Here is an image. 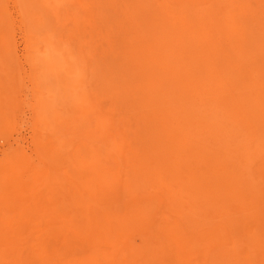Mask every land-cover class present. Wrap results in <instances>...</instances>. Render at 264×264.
<instances>
[{"label":"rangeland","instance_id":"obj_1","mask_svg":"<svg viewBox=\"0 0 264 264\" xmlns=\"http://www.w3.org/2000/svg\"><path fill=\"white\" fill-rule=\"evenodd\" d=\"M138 8L141 9L139 10ZM147 14H149V16H147ZM179 18L181 19L179 20ZM168 20L171 23L168 22ZM150 22H152V24ZM165 22L167 25L165 24ZM162 25H164V27ZM173 26H176V28L174 27V30H172ZM157 30H159V34L158 32H156ZM183 33L184 35H182ZM156 34L158 35L156 36ZM160 35L161 38L158 37ZM166 35H168L170 38ZM180 35L182 38H180ZM162 39H164L165 44H162ZM180 40L182 41V43ZM147 42L150 46L145 45L147 44ZM142 43H144V45ZM263 44L264 0H0V236L5 235L4 238L0 237V244H2L0 246H2L3 248L6 246L7 248H5L8 250L9 247L13 246L11 241H14L15 246L17 247H13V249L15 248L20 250L22 247L20 251L16 250V252L21 256V259L19 258V261L18 259L14 260V257L18 256V254H11L15 251H11L10 253L8 252V254H2V247H0V255H4V257L6 255L9 256H6L7 258L5 257L8 262L9 260L13 262H10L9 264H38L37 260L39 261V264H50L51 262V264H59L60 262L61 264H103V262L104 264H139V262L140 264H172V262L174 264H264V132L261 131H264ZM163 45H165V48ZM175 46H177L178 52H176L177 50ZM171 47L174 49H172ZM215 47L218 48L216 49ZM158 49L161 51V53L158 51ZM183 49H185V51H183ZM231 50L234 54L231 53ZM154 51H156L157 53ZM165 51L175 53L170 54L169 52H167V54L165 55ZM250 51L251 53H249ZM158 52L162 55H160ZM156 54L158 55V57H156ZM133 55H135V57ZM147 55L149 56V58L152 57V59H150L152 61L148 59ZM159 57L164 59L163 60L160 58L161 61L163 60L164 65V62H166L167 59L169 61L170 59H172V57H175V59L177 58L176 62L178 63V65H175L176 62L174 59V64H172V61L170 60L171 62H167L164 67L163 64H160ZM244 58L248 59L249 61L246 59L244 60ZM135 59L141 60L143 61V63L141 62L139 64V61H136ZM180 61L183 62L181 63ZM150 62H152V64ZM184 62L185 64H183ZM169 63H171L172 66H170L171 64ZM144 64L146 65V68L144 67ZM154 64L156 65L154 66L155 68L153 67ZM167 65V70L171 71V74L169 72H166L165 70L161 69V71L159 69V67H164L163 69H166ZM174 65H182V67L179 66L178 70H176L177 68L174 67ZM170 67H172L173 69L169 70ZM140 68H142L143 70ZM147 68L151 69L148 70ZM179 68L182 70H180ZM187 68H191L190 71ZM157 70H159V72ZM187 70L190 72V74ZM112 71L115 74L112 73ZM151 71H155L153 75ZM163 71L165 73L161 75ZM177 71L180 72L182 76H180V74H176L178 73ZM120 72L122 73V75ZM156 72H158L159 74H157ZM182 72L184 75L185 73H188V75L186 76H188L189 79L191 77L193 78L192 83V78L189 80V82L188 78L184 76ZM211 72L212 74H210ZM167 73L171 76H168ZM149 74L152 77L151 79H148ZM175 75L178 76V78L176 77V80L173 79L175 78ZM155 77L159 78L162 81ZM166 77L168 78L166 79ZM194 78L197 80H195ZM146 80H150L151 84L149 83L150 81ZM153 80H155L156 82L154 81V83ZM157 80L160 81L161 84ZM163 80H167L165 81L167 82V84ZM152 82L156 85L157 89H161L164 87L163 89L168 90V88L170 87L169 89L171 90L172 87V89L177 88L176 91L178 90V92L176 93L175 90H171L173 92L169 90V92H167L164 90L166 92L165 93L163 89H161V92H164L163 94L166 95H164V98H167H163V101L167 100L163 103L161 98L163 94L159 96V91L156 92L153 90L156 87ZM185 83L187 85H185ZM152 84L154 86H152ZM195 84L197 88L194 86ZM183 85H185L186 87ZM223 85L225 89L223 88ZM148 88H150V90L152 89L151 91L155 93L151 94V91H148ZM131 90L133 92H131ZM139 91H143V93H140ZM202 91L205 93H203ZM221 92H223L222 95L220 94ZM224 92H226L225 94L227 95H225ZM175 93L177 95V98L174 97L176 96ZM189 93L190 95H187ZM193 94L195 96L197 94L198 95L197 97H195L192 96ZM180 95L183 98H181ZM136 96H138L139 98L142 97L140 98L141 102H137V105H135L138 99ZM152 96L153 98L157 97V99L155 98L157 102L155 101V99H153L154 102L150 101V99L152 100ZM227 96L232 97L233 99L230 98L228 101ZM168 97L172 98L170 99ZM90 99H92L93 101ZM140 99L138 101H140ZM188 99L190 102L188 101ZM222 99H224V101ZM177 100L181 103L188 102V104H182V108L183 110H185V112H180L182 108H177L178 104H176L175 102ZM133 101L135 102L133 103ZM142 101H144V103H142ZM170 101L171 104L169 103ZM173 101L175 102V107H173L172 105L174 103ZM95 102H97L98 104ZM145 103L149 105H145ZM162 103H166L165 106H168L169 108H166L164 105L162 106ZM181 103H179L180 105L178 106H181ZM223 103H225L224 106ZM150 104H152V106ZM251 104L253 105V107ZM170 105H172L171 108ZM220 105L224 108L222 109ZM225 105H227V107ZM153 106H155V108H153ZM161 106L167 110L163 111V108L161 110ZM150 108H152L153 111ZM172 108L176 109L172 111ZM185 108L189 110L187 111ZM103 109L105 110L103 111ZM252 109L255 113L252 112ZM84 110H86L87 113ZM157 110L161 112L163 111V114L164 112L165 114H167V117L165 116V120L163 119L164 115H159V112ZM194 110H196V113H193L194 117H197L196 115H198L196 121H194L195 119L192 120L193 118L188 119L192 116L190 112H195ZM197 110L199 113L202 111V113L199 114ZM186 111L191 116H186L188 115ZM234 111L238 112L234 113ZM256 111H258L259 115ZM149 112H151V118L149 117ZM153 112L158 113L155 115ZM92 113H94V116L92 115ZM230 113L231 115L235 116V119L233 116V118L230 117ZM252 113L257 115H254V117H252ZM155 116L157 117L156 119H154ZM174 116L176 117V119H178L177 121L176 119H174ZM242 116L243 123L241 121ZM146 117L154 120H150V123L149 119H147ZM261 117L263 118L261 119ZM161 119L162 124L160 121ZM260 119L261 121L263 120V124L261 121H259ZM145 120H147L146 124ZM173 120L176 121L177 124L181 123L182 128H177V124L176 127H174L175 125L173 126L172 124ZM253 120L256 121V123L253 122ZM192 121L195 122V124L193 122L194 125L192 124L193 130L191 129L194 132V135L190 130ZM199 121H205L207 127L205 128L204 123ZM238 121L241 125L238 124ZM156 123L159 124V127H162L161 129L158 127L160 130L166 128V131L168 130L167 127L170 126L175 129L170 127L169 133H166V135H164L165 132L158 130L160 132L158 134L154 126ZM186 123H190V125H188V128L186 126ZM83 124L84 126H82ZM158 124L156 125V128ZM100 125H103L104 127ZM181 125H179V127H181ZM201 125H203L204 127H202ZM199 126L200 128L202 127L206 130L203 131V129H201L200 131L202 133L197 132ZM237 126H239L240 129ZM254 126L257 129H255ZM259 126H261V128ZM67 127L69 129H67ZM82 127H84V129ZM151 127H154V131H156L155 133L153 132V135L156 136L158 140H162L164 143L169 141L168 138L171 139L170 134H172L173 136V133L177 132V135H174L177 136V138H175V140L173 138L176 143H174L172 139L170 140L171 142H168L169 144L173 143L174 148H171V152H169L171 146L169 147L168 144L169 148H167L166 145L164 147L162 141L161 144L159 143L160 141L156 143V145H159L160 147H157L154 144L156 148H161L162 150L156 151V148L153 149V144V148L149 150V148L151 147L147 145L149 143L148 140L154 139L153 135V137L149 139V137H151V135L149 134L152 133V131L149 132L147 130H150L149 128ZM183 127L184 131L186 130V134L184 133V131H182ZM243 127L245 129H243ZM139 128L141 130H139ZM247 128H249V131H251L252 133L247 131ZM126 129H128V131ZM187 129L192 133L189 131V133L191 134H188ZM86 131L88 134L86 133ZM171 131L173 133H170ZM181 131L182 133H180ZM259 131L261 134L258 133ZM132 132H134V134ZM253 132L255 134H253ZM85 133L87 134L86 136ZM243 133L249 134L245 135ZM140 134H145L142 135L143 137H145L143 138L144 140L142 139V136ZM167 134L169 137L165 139L164 137L167 136ZM250 134L252 136L255 135L256 137L258 136L259 138L257 137L258 139H253ZM62 135H64V137ZM146 135L149 136H147L148 139L146 138ZM178 135L181 139L184 140H181ZM181 135L184 138H182ZM191 135H193L194 138H192L193 136L191 137ZM246 136L248 137L246 138ZM196 137L199 140L196 139ZM260 137L263 141H261ZM94 138H96L97 141H95ZM129 138L132 141L129 140ZM138 138H140L141 140ZM86 139L88 140L86 141ZM103 139L105 142H102ZM137 139L141 142L139 143ZM164 139L167 141H165ZM176 140H178V143L180 142L181 144H178ZM181 141H183L184 145ZM53 142H55L56 144ZM188 142L192 145V147L190 145L191 148L196 149L193 150L195 153L193 157H191L193 159H188L191 155H189L190 152L188 151V149H190ZM139 145L141 147H144L140 148ZM186 145H188V147ZM181 146H184L182 147L184 151H182V153L179 150V148L181 149ZM225 146L228 149L225 148ZM137 147L140 148L139 150H141V152L139 150H136ZM145 147L148 148V150H146L147 153L149 151L151 153L153 152V155L150 154L151 157L155 155V152H158L157 155L159 154L161 158L159 157V155H155L153 157L154 160L157 161L156 163L158 166H156V163H154L155 161L151 157H149L151 158L150 160L149 158L147 159L146 156H148L149 153L148 155L145 154ZM175 147L180 153L179 156L182 157L181 159L180 157L177 158V164L175 163L176 157H171V155L175 156L174 154L178 152ZM185 147L187 149H185ZM68 149L70 150L68 151ZM172 149H174L175 152L174 154H169V159L168 156L165 155H167L168 153H173L174 150ZM134 150L136 156L132 155ZM166 150L169 151L166 152ZM225 150L226 152H224ZM138 151L140 154H138ZM142 151L146 156L143 155ZM159 151H161V153H159ZM185 151H187V154H185ZM202 153H204L205 155L211 154L212 159L210 160L211 155L204 157L205 155L203 154L204 156L202 157ZM184 154L189 156L183 157ZM177 155L178 153L176 154V156ZM200 155L202 158H204V167L201 165L202 158L201 161L200 159L198 160V157ZM224 155H226L227 157L225 156V158ZM214 156H216L217 160L221 159V161H217L216 159H214ZM218 156H220V158H218ZM106 157H108V159ZM138 157H140V161ZM142 157L147 159V161ZM155 157H158L162 160L156 159ZM207 157H210L209 160L207 159ZM183 158H187L188 160H183ZM229 158L232 159V162H227L229 161ZM163 159H166V162H170L172 160L173 162H171L173 164L168 162V166ZM179 159L183 161V164ZM196 159L198 160V162L196 161ZM226 159L227 161H225ZM141 160L142 163L147 162L144 164V167H142L143 170L139 167L140 165L143 166ZM205 160L212 162L216 160L215 162L217 165L215 164V162L211 163L214 164V166H220V168L217 170L224 168L223 170L219 171V174L222 173V178L217 173V175H219L218 182V179H216L217 175H213V172H217L216 168L218 167H213L212 164L206 162ZM139 162L140 165L138 164ZM161 162L163 163V166L167 165V167L169 168H166V166H164V168L162 169L161 167L163 166L161 165ZM192 162L194 164H192ZM225 162L230 163V165H227V163ZM134 163H136V165ZM184 163L186 166H184ZM147 164L148 167H146ZM208 164H210L212 166V169H214L215 171L212 169H208L207 171L206 169L210 168V165ZM134 165L135 167L137 166V170H134ZM170 165L173 166H171L170 168ZM177 165H179L180 167H178ZM225 165L227 166V168L229 167L230 170H227ZM205 166L207 167L205 168ZM158 167L163 171L160 172V169H158ZM185 167H187L189 170ZM194 167H196V169L192 171V168ZM165 168L166 170H164ZM155 169H158V172ZM202 169L205 170L206 173L211 170L210 172L213 173L212 177L214 178H210L211 173H203L205 171H203ZM239 170L240 172L244 173V176L241 173L239 174ZM147 171L148 173H146ZM154 171H156V173ZM171 171H173V174L171 173ZM226 171L233 172V174L237 177V181H234L236 180V178L234 179V177H232V179L229 178L228 176L231 172L227 173ZM128 173H135V175L137 176H135L134 174L129 175ZM153 173H155V176H153ZM226 173L227 177H224L226 176ZM160 174L162 178L160 177ZM87 175L91 178V180L90 178L87 179ZM168 175L171 178L174 177V179H170ZM198 177L200 179H198ZM240 177L241 179L238 180ZM242 177L244 183L242 182ZM251 177L252 181H254V185L250 183L252 181L248 179H251ZM226 178L228 180H231L226 181ZM245 178L249 181L248 185L245 183ZM221 179L227 182V185ZM80 181L86 183L84 184L83 182H81V184ZM160 181H164L163 184L160 183ZM231 181H233L232 184L229 183ZM87 182H91L92 184L88 183V187ZM140 183L144 185V189ZM192 183L194 184L192 185ZM206 183L210 186V188H212V192ZM212 184L216 187H211ZM224 184L227 187L230 186L229 189L231 191L234 190L232 191L233 195L230 194L231 191L229 190L230 195L228 194V196H231V199L226 196L228 192L227 187H225ZM152 185L154 187H152ZM246 185H250V189L249 187H246ZM90 186L92 191L87 190L90 188ZM234 186H236L238 190ZM148 187L151 189H148ZM253 187H255V189ZM76 188L78 191L76 190ZM234 188L236 189V191ZM246 188H248L250 191L248 190V192H246ZM223 189L227 193H225ZM173 190H175V192ZM87 191L90 192L88 193ZM237 191H239L240 195ZM223 192L225 193V195ZM243 192L246 193L248 198ZM196 193H200L199 196L201 197H199ZM217 193L222 197L220 198L218 196L216 198L215 196H217ZM251 193L254 194L249 197L248 194ZM192 194H194L195 196L193 197ZM237 195H239L240 198H237ZM57 196L59 198H57ZM90 196L92 198H89ZM205 196H207L208 198H206ZM192 198H195L197 201L195 200L194 202ZM211 198H214L215 200ZM225 198H229L230 201L226 200ZM242 198L245 199L243 200ZM179 199H181L182 201ZM232 199L237 200L239 204L237 205L236 203L235 206L231 207L230 205H233L236 202H233L234 200L231 201ZM239 199H241L242 201H239ZM252 199L255 201L252 202ZM176 200L178 203L176 202ZM223 200L226 201L223 202ZM244 201H249V204ZM230 202L233 204H231ZM226 203H229V205H226ZM220 205L224 208H221ZM196 206L198 207L197 209ZM211 206L212 209L208 208ZM242 206H245L247 208L245 209L244 207L246 212H243L244 209L242 208ZM199 207L201 208V210ZM217 207L220 208H218L219 211L221 209H226L225 211L221 210V212L217 210L219 213H222V217H220V214L216 211L215 212L218 213V217H215L216 213H214L213 210H216ZM198 209L200 213L198 212ZM193 211L194 213H192ZM87 212L89 213L88 220L86 218ZM261 212L263 214H261ZM225 213H229L230 216H226ZM233 214L236 215L233 217ZM253 214L256 216V218L253 217ZM78 215L81 217H79ZM237 215L239 221L236 217ZM241 215L242 217L244 216V219L240 218ZM74 218L76 219L74 220ZM187 218L189 220H187ZM223 218L224 220L227 219L228 222L234 218L236 221L233 220L232 225L236 223L235 227L233 228L234 225H230V222L228 223L226 222V220L224 221ZM50 219L53 221H50ZM240 220H242L241 226ZM245 220H248L249 222ZM45 221H47V223ZM84 221L88 222H85L84 224ZM200 222L202 230H200L201 226L199 227ZM243 222L248 223L243 224ZM260 226L262 227L259 231L258 229L260 228ZM73 227L76 229H73ZM82 228L85 229L83 230ZM244 228H246V230ZM82 230L83 234L81 232ZM7 231L10 232L6 235ZM54 232L56 234H53ZM9 234L12 235V237ZM83 235L86 238V242L84 241ZM85 235H88L89 239ZM25 236L27 237L25 238ZM7 237L9 238L5 240V238ZM52 237L54 240L52 239ZM253 239L254 241H256L257 239L260 241L253 242ZM27 240H29V242ZM96 240L99 242L98 246L95 245ZM3 241L6 245L3 243ZM45 241L49 245L46 244ZM35 242L37 246H34ZM84 242L87 243V246ZM251 242L252 244H250ZM16 243H18L19 246ZM42 244H45L46 247L45 245H43L42 247ZM26 245L28 248L26 247ZM33 247H37L38 249L35 248V250ZM133 247H136V249H140H138L136 252V249H133ZM5 248L3 249L4 251L6 250ZM25 248L29 250H26ZM42 248L43 252L47 250L45 252L46 255L45 253H40ZM59 248L62 251H60ZM83 248L85 251L82 250ZM79 249L82 251H80ZM114 249H116V251H114ZM148 249H152L151 252L154 253H151L150 251H148ZM131 250L138 253V255L136 253L133 254ZM141 250H144V252H148H145V254H143ZM27 252H29L30 254ZM96 252H99L102 257L98 253L97 255ZM166 252L168 255L165 257ZM105 253L107 254L105 255ZM148 253L150 254V256L146 257L150 259L144 257L145 255H148ZM28 254L30 257L28 256ZM39 254H41V257L36 256ZM47 254L49 256H47ZM151 254H155V256H152ZM156 254L159 258H161L159 259L158 257H156ZM107 255L110 256V258H108ZM114 255H116L117 257L115 256L114 258ZM131 255L133 256V258ZM33 256L35 257V259H33ZM1 258L2 257H0V259ZM46 258L48 259L46 260ZM136 258H138V260ZM2 259L4 260V262L2 261L4 264H8L7 262L5 263L6 259ZM132 259L136 260H134L133 262ZM22 260L24 263L20 262ZM33 260H35L36 262ZM85 260H87L88 263L83 262ZM149 260L152 262H150Z\"/></svg>","mask_w":264,"mask_h":264},{"label":"bare ground","instance_id":"obj_2","mask_svg":"<svg viewBox=\"0 0 264 264\" xmlns=\"http://www.w3.org/2000/svg\"><path fill=\"white\" fill-rule=\"evenodd\" d=\"M110 1H111V0H110ZM142 1H143V0H142ZM151 1H152V0H151ZM54 2H55V1H54ZM145 2H146V1H145ZM233 2H234V1H233ZM245 2H246V1H245ZM138 3H139V2H138ZM148 3H149V2H148ZM164 3H165V2H164ZM140 4H141V3H140ZM245 4H247V3H245ZM104 5H105V4H104ZM136 5H137V4H136ZM146 5H147V4H146ZM163 5H164V4H163ZM234 5H235V3H234ZM148 6H149V5H148ZM257 6H258V5H257ZM111 7H112V6H111ZM235 7H236V6H235ZM144 8H145V7H144ZM157 8H158V7H157ZM162 8H163V7H162ZM138 9H139V8H138ZM140 9H141V8H140ZM140 9H139V10H140ZM122 10H123V9H122ZM157 10H158V9H157ZM240 10H241V9H240ZM110 11H111V10H110ZM143 11H144V10H143ZM154 11H155V10H154ZM164 11H165V10H164ZM102 12H103V11H102ZM152 12H153V11H152ZM105 13H106V12H105ZM112 13H113V12H112ZM116 13H117V12H116ZM164 13H165V12H164ZM255 13H256V12H255ZM107 14H108V13H107ZM155 14H157V13H155ZM160 14H161V13H160ZM241 14H242V13H241ZM246 14H247V13H246ZM251 14H253V13H251ZM112 15H113V14H112ZM115 16H116V15H115ZM147 16H149V14H147ZM117 17H118V16H117ZM150 17H151V16H150ZM157 17H158V16H157ZM192 17H193V16H192ZM144 18H145V17H144ZM70 19H71V18H70ZM140 19H141V18H140ZM157 19H158V18H157ZM162 19H163V18H162ZM180 19H181V18H179V20H180ZM218 19H219V18H218ZM43 20H44V19H43ZM159 20H160V19H159ZM231 20H232V19H231ZM112 21H113V20H112ZM141 21H142V20H141ZM145 21H147V20H145ZM157 21H158V20H157ZM164 21H165V20H164ZM176 21H177V20H176ZM102 22H103V21H102ZM159 22H160V21H159ZM168 22H170V21L168 20ZM180 22H181V21H180ZM258 22H259V21H258ZM138 23H139V22H138ZM150 23L152 24V22H150ZM150 23H149V24H150ZM170 23H171V22H170ZM115 24H116V23H115ZM165 24H166V22H165ZM172 24H173V23H172ZM210 24H211V23H210ZM224 24H226V23H224ZM110 25H111V24H110ZM166 25H167V24H166ZM177 25H178V24H177ZM63 26H64V25H63ZM147 26H148V25H147ZM151 26H152V25H151ZM162 26L164 27V25H162ZM182 26H184V25H182ZM199 26H200V25H199ZM260 26H261V25H260ZM152 27H153V26H152ZM169 27H170V25H169ZM171 27H172V26H171ZM174 27L176 28V26H173L172 30H174ZM188 27H189V26H188ZM206 27H207V26H206ZM153 28H154V27H153ZM159 28H160V27H159ZM234 28H235V27H234ZM256 28H257V27H256ZM112 29H113V28H112ZM147 29H148V28H147ZM160 29H161V28H160ZM162 29H163V28H162ZM168 29H169V28H168ZM216 29H217V28H216ZM219 29H220V28H219ZM224 29H225V28H224ZM165 30H166V29H165ZM175 30H176V29H175ZM179 30H180V29H179ZM190 30H191V29H190ZM207 30H208V29H207ZM241 30H242V29H241ZM109 31H110V30H109ZM184 31H185V30H184ZM146 32H147V30H146ZM156 32H158V34L160 33L159 30H157ZM156 32H155V33H156ZM168 32H169V30H168ZM168 32H167V33H168ZM207 32H208V31H207ZM224 32H225V31H224ZM246 32H247V31H246ZM137 33H138V32H137ZM155 33H154V34H155ZM164 33H166V32H164ZM171 33H172V32H171ZM184 33H185V32H184ZM184 33H183L182 35H184ZM212 33H213V32H212ZM232 33H233V32H232ZM251 33H252V31H251ZM158 34H156V36H157ZM217 34H218V33H217ZM254 34H255V33H254ZM169 35H170V33H169ZM171 35H172V34H171ZM224 35H225V34H224ZM250 35H251V34H250ZM166 36H168V35H166ZM175 36H176V35H175ZM185 36H186V35H185ZM235 36H236V35H235ZM158 37L161 38V35L158 36ZM168 37H169V36H168ZM222 37H223V36H222ZM225 37H226V36H225ZM258 37H259V35H258ZM262 37H263V36H262ZM169 38H170V37H169ZM180 38H182L181 35H180ZM188 38H189V37H188ZM212 38H213V37H212ZM238 38H239V37H238ZM253 38H254V37H253ZM134 39H137V38H134ZM146 39H147V38H146ZM152 39H153V38H152ZM158 39H159V38H158ZM175 39H176V37H175ZM147 40H148V39H147ZM150 40H151V39H150ZM162 40H163V43H162V44H165V43H164V39H162ZM254 40H255V39H254ZM258 40H259V39H258ZM121 41H122V40H121ZM154 41H155V40H154ZM154 41H152V42H154ZM158 41H159V40H158ZM180 41H181V40H180ZM231 41H232V40H231ZM145 42H146V41H145ZM200 42H201V41H200ZM234 42H235V41H234ZM247 42H248V41H247ZM250 42H252V41H250ZM111 43H112V42H111ZM166 43H167V42H166ZM168 43H169V42H168ZM181 43H182V41H181ZM181 43H180V44H181ZM186 43H187V42H186ZM190 43H191V42H190ZM201 43H202V42H201ZM208 43H210V42H208ZM211 43H212V42H211ZM242 43H243V42H242ZM134 44H135V43H134ZM142 44L144 45V43H142ZM178 44H179V42H178ZM203 44H204V43H203ZM217 44H218V43H217ZM121 45H122V44H121ZM145 45L147 46V45H148V42H147V44H145ZM151 45H153V44H151ZM167 45H168V44H167ZM167 45H166V46H167ZM187 45H188V44H187ZM191 45H192V44H191ZM204 45H205V44H204ZM204 45H203V46H204ZM207 45H208V44H207ZM211 45H212V44H211ZM263 45H264V44H263ZM125 46H126V45H125ZM146 46H145V47H146ZM148 46H150V45H148ZM159 46H160V45H159ZM163 46H164V48H165V45H163ZM170 46H171V45H170ZM185 46H186V45H185ZM195 46H196V45H195ZM200 46H201V45H200ZM229 46H230V45H229ZM244 46H245V45H244ZM252 46H253V44H252ZM128 47H129V46H128ZM143 47H144V46H143ZM151 47H152V46H151ZM151 47H150V48H151ZM173 47H174V46H173ZM175 47H176V50H177V51H176V50H175V51L178 52V48H177V46H175ZM225 47H226V46H225ZM237 47H238V46H237ZM3 48H4V47H3ZM120 48H121V47H120ZM147 48H148V47H147ZM169 48H170V47H169ZM171 48H172V47H171ZM179 48H180V47H179ZM182 48H183V46H182ZM215 48H216V47H215ZM217 48H218V47H217ZM217 48H216V49H217ZM239 48H240V47H239ZM249 48H250V47H249ZM253 48H254V46H253ZM6 49H7V48H6ZM121 49H122V48H121ZM124 49H125V48H124ZM159 49H160V47H159ZM159 49H158V51L161 53V51H160ZM161 49H162V48H161ZM167 49H168V47H167ZM172 49H174V48H172ZM180 49H181V48H180ZM189 49H190V48H189ZM194 49H195V48H194ZM200 49H201V48H200ZM226 49H227V48H226ZM232 49H233V48H232ZM234 49H235V48H234ZM255 49H256V48H255ZM117 50H118V49H117ZM134 50H135V49H134ZM151 50H152V49H151ZM153 50H154V48H153ZM153 50H152V51H153ZM155 50H157V49H155ZM163 50H164V49H163ZM246 50H247V49H246ZM249 50H251V49H249ZM65 51H66V50H65ZM111 51H112V50H111ZM173 51H174V50H173ZM183 51H185V49H183ZM201 51H202V50H201ZM212 51H213V50H212ZM216 51H217V50H216ZM219 51H220V50H219ZM112 52H113V51H112ZM115 52H117V51H115ZM118 52H119V51H118ZM129 52H130V51H129ZM154 52H156V51H154ZM159 52H158V53H159ZM163 52H164V51H163ZM165 52H166V51H165ZM167 52H169V51H167ZM167 52L165 53V55L167 54ZM193 52H194V51H193ZM199 52H200V51H199ZM224 52H225V51H224ZM239 52H240V51H239ZM255 52H256V51H255ZM50 53H51V52H50ZM150 53H151V52H150ZM156 53H157V52H156ZM160 53H159V54H160ZM169 53H170V52H169ZM171 53L173 54V53H175V52H171ZM171 53H170V54H171ZM191 53H192V52H191ZM208 53H209V52H208ZM214 53H215V52H214ZM218 53H219V52H218ZM231 53H232V50H231ZM236 53H237V52H236ZM249 53H251V51H250ZM48 54H49V53H48ZM92 54H93V53H92ZM115 54H116V53H115ZM118 54H119V53H118ZM136 54H139V53H136ZM153 54H154V53H153ZM170 54H169V55H170ZM178 54H179V53H178ZM182 54H183V53H182ZM212 54H213V53H212ZM225 54H226V53H225ZM232 54H234V53H232ZM13 55H14V54H13ZM96 55H97V54H96ZM96 55H95V56H96ZM108 55H109V54H108ZM108 55H107V56H108ZM141 55H143V54H141ZM144 55H145V54H144ZM156 55H157V54H156ZM156 55H155V56H156ZM160 55H162V54H160ZM185 55H186V54H185ZM198 55H199V54H198ZM249 55H250V54H249ZM107 56H106V57H107ZM120 56H121V55H120ZM133 56L135 57V55H133ZM147 56H148V55H147ZM150 56H151V55H150ZM163 56H164V55H163ZM170 56H171V55H170ZM196 56H197V55H196ZM228 56H229V55H228ZM121 57H122V56H121ZM136 57H137V56H136ZM144 57H145V56H144ZM156 57H158V55H157ZM176 57H177V56H176ZM178 57H179V56H178ZM185 57H186V56H185ZM192 57H193V56H192ZM243 57H244V56H243ZM45 58H46V57H45ZM92 58H93V57H92ZM146 58H147V57H146ZM146 58H145V59H146ZM160 58H161V57H159V59H160ZM193 58H194V57H193ZM200 58H201V57H200ZM229 58H231V57H229ZM97 59H98V58H97ZM110 59H111V58H110ZM118 59H119V58H118ZM121 59H122V58H121ZM137 59H138V58H137ZM148 59L150 60V59H152V57L149 58V56H148ZM161 59H163V58H161ZM161 59H160V64H163V60H164V59H163L162 61H161ZM166 59H167V58H166ZM166 59H165V61H166ZM174 59H175V57H172V59H170V60L172 61V64H174V63L177 61V58H176V59H175V62L173 63V60H174ZM180 59H181V58H180ZM184 59H186V58H184ZM245 59H246V58H244V60H245ZM48 60H49V59H48ZM94 60H95V59H94ZM135 60H136V59H135ZM143 60H144V59H143ZM146 60H147V59H146ZM170 60H169V61H170ZM198 60H200V59H198ZM246 60H248V59H246ZM103 61H104V60H103ZM118 61H119V60H118ZM136 61H139V64H140L141 62L143 63V61H141V60H136ZM150 61H152V60H150ZM169 61H168V59H167V61L164 62L165 65H166V63L169 62ZM171 61H170V62H171ZM184 61H185V60H184ZM186 61H187V60H186ZM248 61H249V60H248ZM251 61H252V60H251ZM262 61H263V60H262ZM153 62H154V61H153ZM157 62H158V61H157ZM180 62H181V61H180ZM182 62H183V61H182ZM182 62H181V63H182ZM188 62H189V61H188ZM208 62H209V61H208ZM216 62H217V61H216ZM236 62H237V61H236ZM236 62H235V63H236ZM125 63H126V62H125ZM133 63H134V62H133ZM144 63H145V62H144ZM150 63L152 64V62H150ZM254 63H255V62H254ZM105 64H106V63H105ZM131 64H132V63H131ZM169 64H171V63H169ZM172 64H171L170 66H172ZM183 64H185V62H184ZM204 64H205V63H204ZM250 64H251V63H250ZM144 65H145V64H144ZM165 65L163 64L164 67H165ZM175 65H178V63L176 62ZM175 65H174V67H176V68H177L176 70H178V67H179L180 65H179V66H175ZM189 65H190V64H189ZM232 65H233V64H232ZM236 65H237V64H236ZM110 66H111V65H110ZM133 66H134V65H133ZM150 66H152V65H150ZM154 66H156V65L154 64L153 67H154ZM187 66H188V65H187ZM219 66H220V65H219ZM221 66H222V65H221ZM226 66H227V65H226ZM251 66H252V65H251ZM62 67H63V66H62ZM66 67H67V66H66ZM105 67H106V66H105ZM144 67L146 68V65H145ZM157 67H158V65H157ZM157 67H156V68H157ZM164 67H163V68H164ZM167 67H168V65L166 66V69H163V68H160V67H159V69H160V70H161V69H162V70H165L166 72H169V73H170L171 71H168V70H167ZM180 67H182V65H181ZM184 67H185V66H184ZM189 67H190V66H189ZM209 67H210V66H209ZM209 67H208V68H209ZM235 67H236V66H235ZM238 67H239V66H238ZM72 68H73V67H72ZM118 68H119V67H118ZM135 68H136V67H135ZM154 68H155V67H154ZM154 68H153V69H154ZM170 68H171V69H170ZM170 68H169V70H172V69H173L172 67H170ZM224 68H225V67H224ZM256 68H257V66H256ZM109 69H110V68H109ZM119 69H120V68H119ZM128 69H129V68H128ZM140 69H142V68H140ZM147 69H148V68H147ZM149 69H151V68H149ZM149 69H148V70H149ZM179 69H180V68H179ZM187 69L190 71L191 68H187ZM142 70H143V69H142ZM162 70H161V71H162ZM180 70H182V69H180ZM180 70H179V71H180ZM188 70H187V71H188ZM115 71H116V69H115ZM122 71H123V70H122ZM138 71H139V70H138ZM157 71L159 72V70H157ZM161 71H160V72H161ZM189 71H188V72H189ZM203 71H204V70H203ZM206 71H207V70H206ZM243 71H244V69H243ZM257 71H258V70H257ZM74 72H75V71H74ZM151 72H152V75H153V73H154L155 71H151ZM158 72H156V73L159 74ZM177 72H178V71H177ZM214 72H215V71H214ZM214 72H213V73H214ZM259 72H260V70H259ZM261 72H262V71H261ZM112 73H114V72L112 71ZM120 73H121V72H120ZM146 73H147V72H146ZM164 73H165V72L163 71V72L161 73V75L164 74ZM173 73H174V71H173ZM197 73H199V72H197ZM207 73H208V72H207ZM72 74H73V73H72ZM114 74H115V73H114ZM125 74H126V73H125ZM128 74H129V73H128ZM170 74H171V73H170ZM170 74H169V75H170ZM176 74H178V75L180 74V76H182L180 72H178V73H176ZM182 74H183V72H182ZM189 74H190V72H189ZM210 74H212V72H211ZM216 74H218V73H216ZM221 74H222V73H221ZM111 75H112V74H111ZM118 75H119V74H118ZM121 75H122V73H121ZM167 75H168V73H167ZM169 75H168V76H169ZM183 75H184V74H183ZM186 75H188V73H187V74L185 73L184 76H186ZM114 76H115V75H114ZM145 76H146V75H145ZM145 76H143V77H145ZM157 76H159V75H157ZM170 76H171V75H170ZM173 76H174V74H173ZM173 76H172V77H173ZM180 76H179V78H180ZM199 76H200V74H199ZM209 76H210V75H209ZM213 76H214V75H213ZM213 76H212V77H213ZM74 77H76V76H74ZM116 77H117V76H116ZM133 77H134V76H133ZM149 77H150V78H149ZM161 77H162V76H161ZM163 77H164V76H163ZM176 77L178 78V76L175 75V78H173V79L176 80ZM186 77L188 78V76H186ZM195 77H196V76H195ZM214 77H215V76H214ZM78 78H79V77H78ZM151 78H152V77H151L150 74H149V75H148V79H151ZM155 78H157V77H155ZM167 78H168V77H166V79H167ZM182 78H183V77H182ZM191 78H192V77H191ZM191 78H190V79H191ZM216 78H217V77H216ZM216 78H215V80H216ZM224 78H225V77H224ZM100 79H101V78H100ZM143 79H144V78H143ZM153 79H154V78H153ZM157 79H159V78H157ZM163 79H164V78H163ZM184 79H185V78H184ZM184 79H183V80H184ZM190 79L188 78V81H189ZM194 79H195V78H194ZM235 79H238V78H235ZM76 80H77V79H76ZM78 80H79V79H78ZM159 80H160V79H159ZM169 80H170V79H169ZM171 80H172V79H171ZM179 80H180V79H179ZM195 80H197V79H195ZM215 80H214V81H215ZM222 80H223V79H222ZM240 80H241V79H240ZM146 81H150V80H146ZM154 81H155V80H153V82H154ZM157 81H158V80H157ZM160 81H162V80H160ZM160 81H158V82L160 83ZM163 81H164V80H163ZM165 81H167V80H165ZM165 81H164V82H165ZM177 81H178V80H177ZM192 81H193V78H192V80H191V83H192ZM220 81H221V80H220ZM263 81H264V80H263ZM137 82H138V81H137ZM153 82H152V83H153ZM155 82H156V81H155ZM155 82H154V83H155ZM170 82H171V81H170ZM172 82H173V81H172ZM179 82H180V81H179ZM189 82H190V81H189ZM194 82H195V81H194ZM197 82H198V81H197ZM197 82H196V84H197ZM246 82H247V81H246ZM149 83L151 84V81H150ZM154 83H153V84H154ZM165 83L167 84V82H165ZM187 83H188V82H187ZM201 83H202V81H201ZM223 83H224V82H223ZM75 84H76V83H75ZM114 84H115V83H114ZM146 84H147V83H146ZM153 84H152V86L155 85V84H154V85H153ZM156 84H157V83H156ZM160 84H161V83H160ZM160 84H159V85H160ZM163 84H164V83H163ZM166 84H165V86H166ZM172 84H173V83H172ZM189 84H190V83H189ZM189 84H188V85H189ZM196 84L194 85L195 87H196ZM203 84H205V83H203ZM221 84H222V83H221ZM224 84H225V83H224ZM249 84H250V82H249ZM91 85H92V84H91ZM111 85H112V83H111ZM127 85H128V84H127ZM131 85H132V84H131ZM139 85H140V84H139ZM147 85H148V84H147ZM185 85H187V84L185 83ZM185 85H183V86H185ZM210 85H211V84H210ZM216 85H217V84H216ZM242 85H243V84H242ZM157 86H158V85H157ZM161 86H163V85H161ZM169 86H170V85H169ZM197 86H198V84H197ZM96 87H97V86H96ZM129 87H130V86H129ZM155 87H156V85H155ZM155 87H154V88H155ZM185 87H186V86H185ZM226 87H227V86H226ZM232 87H233V86H232ZM237 87H238V86H237ZM250 87H251V86H250ZM263 87H264V86H263ZM0 88H1V87H0ZM91 88H92V87H91ZM102 88H103V87H102ZM136 88H137V87H136ZM139 88H140V87H139ZM152 88H153V87H152ZM158 88H159V87H158ZM160 88H161V87H160ZM163 88H164V87H163ZM163 88H161V89H163ZM167 88H168V86H167ZM169 88H170V87H169ZM169 88H168L169 91H171V90H175V91H176V89H177V88H176V89H175V88L172 89V87H171V90H170ZM178 88H179V86H178ZM189 88H190V87H189ZM196 88H197V87H196ZM212 88H213V87H212ZM223 88H224V85H223ZM251 88H252V87H251ZM76 89H77V88H76ZM155 89H157V87H156ZM155 89H153V90L156 91V92H157V91L160 92V94H159V92H158V95H159V96H161V94H163L165 91L169 92L167 89H163V91L165 90L163 93L161 92V89H157V90H155ZM198 89H199V88H198ZM198 89H197V90H198ZM224 89H225V88H224ZM228 89H229V88H228ZM87 90H89V89H87ZM109 90H110V88H109ZM128 90H129V89H128ZM151 90H152V89H151ZM151 90H150V88H148V91H151ZM184 90H187V89H184ZM189 90H190V89H189ZM189 90H188V91H189ZM204 90H205V89H204ZM208 90H209V89H208ZM216 90H218V89H216ZM246 90H247V89H246ZM250 90H252V89H250ZM96 91H97V90H96ZM140 91H141V90H140ZM140 91H139V92H140ZM223 91H224V90H223ZM88 92H89V91H88ZM131 92H133V91L131 90ZM171 92H173V91H171ZM171 92H170V93H171ZM177 92H178V90L176 91V93H177ZM179 92H180V91H179ZM202 92H203V91H202ZM207 92H208V91H207ZM216 92H217V91H216ZM261 92H262V91H261ZM107 93H108V92H107ZM140 93H143V91L140 92ZM140 93H139V94H140ZM154 93H155V92H154ZM154 93H153V91H151V94H154ZM165 93H166V92H165ZM176 93H175V95H176ZM182 93H183V92H182ZM186 93H187V91H186ZM196 93H197V92H196ZM203 93H205V92H203ZM210 93H211V92H210ZM217 93H218V92H217ZM222 93H223V92H221L220 94L222 95ZM225 93H226V92H224V94H225ZM237 93H238V92H237ZM239 93H240V92H239ZM243 93H244V92H243ZM263 93H264V92H263ZM50 94H51V93H50ZM86 94H87V93H86ZM103 94H104V93H103ZM112 94H113V92H112ZM126 94H127V93H126ZM133 94H134V93H133ZM151 94H150V95H151ZM171 94H172V93H171ZM179 94H180V93H179ZM194 94H195V93H194ZM194 94H193L192 96H195ZM224 94H223V95H224ZM229 94H230V92H229ZM140 95H141V94H140ZM164 95H165V94H163V96H161L162 101H163ZM183 95H184V94H183ZM187 95H190V93L187 94ZM197 95H198V94H197ZM197 95H196L195 97H197ZM225 95H227V94H225ZM244 95H245V94H244ZM248 95H249V94H248ZM257 95H258V94H257ZM259 95H260V93H259ZM106 96H107V95H106ZM131 96H133V95H131ZM147 96H149V95H147ZM147 96H146V97H147ZM155 96H156V94H155ZM159 96H158V100H159ZM165 96H166V95H165ZM173 96H174V95H173ZM228 96H229V95H228ZM228 96H227V98H228L227 100L229 101V99L232 98V97H228ZM231 96H232V95H231ZM89 97H90V96H89ZM95 97H96V96H95ZM108 97H109V96H108ZM136 97H137L138 99H137L135 105H137V102H141V99H140V98H142V97L139 98L138 96H136ZM150 97H151V96H150ZM174 97L177 98V95L174 96ZM178 97H179V96H178ZM180 97L183 98L181 95H180ZM180 97H179V98H180ZM198 97H199V96H198ZM204 97H205V96H204ZM248 97H250V96H248ZM134 98H135V97H134ZM148 98H149V97H148ZM148 98H147V99H148ZM155 98L157 99V97H154V98H153V96H152V100L150 99V101L152 102L153 99H155ZM161 98H160V99H161ZM168 98H170V97H168ZM171 98H172V97H171ZM171 98H170V99H171ZM175 98H174V99H175ZM201 98H202V97H201ZM208 98H209V97H208ZM215 98H216V97H215ZM222 98H223V97H222ZM88 99H89V98H88ZM119 99H120V98H119ZM129 99H130V98H129ZM132 99H133V98H132ZM139 99H140V101H138ZM143 99H145V98H143ZM156 99H155V101H156ZM164 99H167V98H164ZM185 99H186V98H185ZM189 99H190V98H189ZM189 99H188V101H189ZM216 99H217V98H216ZM224 99H225V98H224ZM224 99H222V100L224 101ZM232 99H233V98H232ZM242 99H243V98H242ZM246 99H247V98H246ZM246 99H245V100H246ZM90 100H92V99H90ZM148 100H149V99H148ZM206 100H207V99H206ZM211 100H212V99H211ZM217 100H218V99H217ZM87 101H89V100H87ZM92 101H93V100H92ZM115 101H116V100H115ZM144 101H145V100H144ZM144 101H142V103H144ZM160 101H161V100H160ZM166 101H167V100L163 101V103L166 102ZM180 101H181V100H180ZM182 101H183V100H182ZM228 101H227V102H228ZM98 102H99V101H98ZM134 102H135V101H133V103H134ZM153 102H154V101H153ZM156 102H157V101H156ZM158 102H159V101H158ZM173 102H174V101H173ZM173 102H172V103H173ZM175 102H176V104H178V105H180L179 103H181V102H178V100L175 101ZM175 102L172 104L173 107L176 106V105H174ZM189 102H190V101H189ZM204 102H205V101H204ZM221 102H222V101H221ZM262 102H263V101H262ZM95 103H97V102H95ZM110 103H111V102H110ZM118 103H119V102H118ZM131 103H132V101H131ZM146 103H148V102H146ZM146 103H145V105H149V104H146ZM149 103H150V102H149ZM163 103H162V106H163V105L165 106L166 103H165V104H163ZM169 103L171 104V101H170ZM185 103L188 104V102L181 103V106H178V105H177V108H179V107L182 108V104H185ZM230 103H231V102H230ZM258 103H260V102H258ZM97 104H98V103H97ZM224 104H225V103H223V106H224ZM232 104H233V103H232ZM232 104H231V105H232ZM243 104H244V103H243ZM254 104H255V103H254ZM150 105L152 106V104H150ZM155 105H156V104H155ZM172 105H170V108L172 107ZM251 105H252V104H251ZM91 106H92V105H91ZM142 106H144V105H142ZM162 106H161V108H160L161 110H162V108L164 109V107H162ZM188 106H189V105H188ZM188 106H187V108H188ZM216 106H217V105H216ZM225 106L227 107V105H225ZM228 106H230V105H228ZM124 107H125V106H124ZM158 107H159V106H158ZM165 107H166V106H165ZM167 107H168V106H167ZM167 107H166V108H167ZM220 107H222V106L220 105ZM252 107H253V105H252ZM88 108H89V107H88ZM119 108H120V107H119ZM147 108H148V106H147ZM153 108H155V106H153ZM168 108H169V107H168ZM190 108H192V107H190ZM223 108H224V107H222V109H223ZM243 108H244V107H243ZM258 108H259V107H258ZM86 109H87V107H86ZM111 109H112V108H111ZM133 109H134V107H133ZM135 109H136V108H135ZM150 109H152V108H150ZM160 109H159V110H160ZM175 109H176V108H175ZM175 109L172 108L171 110L173 111V110H175ZM185 109H186V108H185ZM196 109H197V108H196ZM210 109H211V108H210ZM226 109H227V108H226ZM246 109H247V108H246ZM95 110H96V109H95ZM104 110H105V109H103V111H104ZM118 110H119V109H118ZM154 110H156V109H154ZM159 110H157V111L159 112V115H160V114L162 115V114H163V111H166L167 109H164L162 112L159 111ZM186 110H187V109H186ZM188 110H189V109H188ZM188 110H187V111H188ZM252 110H253V109H252ZM84 111L86 112V110H84ZM106 111H107V110H106ZM152 111H153V109H152ZM182 111L185 112V110H183V108H182V110H181L180 112H182ZM187 111H186V113L188 114ZM190 111H191V110H190ZM194 111H195V112H190V114H192V116L189 115V114L186 115V116H191V117H189L188 119L193 118L192 120L195 119L194 121H196L197 118H198V115H196L197 117H194L193 113H196V110H194ZM140 112H141V111H140ZM158 112H157V113H158ZM160 112H161V113H160ZM197 112H198V110H197ZM219 112H220V111H219ZM227 112H228V111H227ZM235 112H238V111H234V113H235ZM252 112H254V110H253ZM256 112L258 113V111H256ZM86 113H87V112H86ZM129 113H130V112H129ZM150 113H151V112H149V117L151 118ZM153 113H154V112H153ZM157 113L155 112L154 114L156 115ZM167 113H168V112H167ZM186 113H184V114H186ZM198 113H199V112H198ZM198 113H197V114H198ZM201 113H202V111H201L199 114H201ZM205 113H206V112H205ZM254 113H255V112H254ZM254 113H252V114H253L252 117H254V115H255ZM170 114H171V113H170ZM232 114H233V111H232ZM242 114H243V112H242ZM92 115L94 116V113H92ZM163 115H164V116H163L164 118H163V117H162V118L165 120V118L167 117V114H165V112H164ZM175 115H176V114H175ZM229 115H230L231 118L234 117V119H235V116H234V115H231V113H230ZM229 115H228V116H229ZM238 115H239V114H238ZM240 115H241V114H240ZM250 115H251V114H250ZM256 115H257V114H256ZM256 115H255V116H256ZM258 115H259V113H258ZM260 115H261V114H260ZM87 116H89V115H87ZM122 116H123V115H122ZM127 116H128V114H127ZM132 116H133V115H132ZM132 116H131V117H132ZM152 116H153V115H152ZM157 116H158V115H157ZM165 116H166V117H165ZM178 116H179V115H178ZM232 116H233V117H232ZM248 116H249V114H248ZM138 117H139V116H138ZM143 117H144V116H143ZM153 117H154V116H153ZM174 117H175V116H174ZM202 117H203V116H202ZM204 117H207V116H204ZM246 117H247V116H246ZM1 118H2V117H1ZM75 118H76V117H75ZM123 118H124V117H123ZM146 118L149 119L148 117H146ZM156 118H157V117L155 116L154 119H156ZM168 118H169V117H168ZM168 118H167V121H168ZM255 118H256V117H255ZM262 118H263V117H261V119H262ZM73 119H74V118H73ZM88 119H89V118H88ZM90 119H91V118H90ZM121 119H122V118H121ZM130 119H131V118H130ZM154 119H152V120H154ZM172 119H173V117H172ZM172 119H171V120H172ZM174 119H176V117H175ZM181 119H184V118H181ZM204 119H205V118H204ZM204 119H203V120H204ZM242 119H243V116H242V118H241V121H242ZM245 119H246V118H245ZM261 119H260L259 121H261ZM74 120H75V119H74ZM84 120H85V119H84ZM98 120H99V119H98ZM98 120H97V121H98ZM119 120H120V119H119ZM132 120H133V119H132ZM150 120H151V119H149V122H150ZM152 120H151V121H152ZM177 120H178V119H176V121H177ZM179 120H180V119H179ZM198 120H199V119H198ZM247 120H248V119H247ZM70 121H71V120H70ZM77 121H79V120H77ZM107 121H108V120H107ZM134 121H135V120H134ZM160 121H161V124H162V119H161ZM160 121H159V124H160ZM176 121L173 120V123L171 122V123L173 124V126L175 125L174 127H176V124H177ZM181 121H182V120H181ZM187 121H188V120H187ZM194 121H192L191 125L193 124ZM208 121H209V120H208ZM208 121H207V122H208ZM262 121H263V120H262ZM262 121H261V122H262ZM63 122H64V121H63ZM81 122H82V121H81ZM100 122H101V120H100ZM155 122H156V121H155ZM157 122H158V121H157ZM164 122H165V121H164ZM175 122H176V123H175ZM178 122H179V121H178ZM185 122H186V121H185ZM190 122H191V121H190ZM197 122H198V121H197ZM199 122H202V121H199ZM207 122H206V123H207ZM238 122H239V121H238ZM253 122L256 123V121H254V120H253ZM65 123H66V122H65ZM71 123H72V122H71ZM83 123H84V122H83ZM87 123H89V122H87ZM98 123H99V122H98ZM98 123H97V124H98ZM102 123H104V122H102ZM124 123H125V122H124ZM126 123H127V122H126ZM138 123H139V122H138ZM146 123H147V120H145V124H146ZM150 123H151V122H150ZM166 123H167V122H166ZM174 123H175V124H174ZM202 123H204L205 128H206V127H207V126H206L207 124H205V121L202 122ZM210 123H212V122H210ZM210 123H209V125H210ZM218 123H219V122H218ZM242 123H243V121H242ZM259 123H260V122H259ZM66 124H67V123H66ZM69 124H70V123H69ZM81 124H82V123H81ZM152 124H153V123H152ZM157 124H158V123H156L154 126H155V130H157V132H158V134H159L160 132H159L158 130H160L162 127H161V126L159 127V124H158V126H157V128H156V125H157ZM168 124H170V123H168ZM184 124H185V123H184ZM194 124H195V122H194ZM194 124H193V125H194ZM200 124H201V123H200ZM219 124H220V123H219ZM233 124H235V123H233ZM238 124H240V122H239ZM257 124H258V122H257ZM262 124H263V122H262ZM108 125H109V124H108ZM124 125H125V124H124ZM141 125H142V124H141ZM148 125H149V124H148ZM163 125H164V124H163ZM177 125H178L177 128H179V129L182 128L181 123H180V124H177ZM179 125H181V127H179ZM188 125H190V123H189V124L186 123L187 128H188ZM193 125L190 127V130H191V129L193 130ZM240 125H241V124H240ZM242 125H243V124H242ZM260 125H261V124H260ZM70 126H71V125H70ZM77 126H78V125H77ZM82 126H84V124H83ZM86 126H88V125H86ZM98 126H99V125H98ZM100 126H103V125H100ZM121 126H122V125H121ZM145 126H146V125H145ZM152 126H153V125H152ZM201 126L204 127L203 125H201ZM211 126H212V125H211ZM243 126H244V125H243ZM248 126H249V125H248ZM256 126H258V125H256ZM261 126H262V125H261ZM261 126H259V127L261 128ZM2 127H3V126H2ZM61 127H62V126H61ZM103 127H104V126H103ZM108 127H109V126H108ZM158 127H159L160 129H159ZM170 127H172V126H170ZM170 127H167L168 130H166V131H168V132L165 131L166 128L163 129L164 131H163V130H160V131L165 132L164 135H166V133H169V129H170ZM196 127H197V126H196ZM202 127L200 128V126H199L197 132L200 133V132H201V131H200L201 129H203V131L206 130L205 128H202ZM212 127H213V126H212ZM237 127L239 128V126H237ZM251 127H252V126H251ZM254 127H255V126H254ZM263 127H264V126H263ZM58 128H59V127H58ZM62 128H63V127H62ZM76 128H77V127H76ZM82 128L84 129V127H82ZM118 128H119V127H118ZM124 128H125V126H124ZM140 128H141V127H140ZM140 128H139V130H141ZM144 128H145V127H144ZM144 128H143V129H144ZM172 128H173V127H172ZM210 128H211V127H210ZM67 129H69V128L67 127ZM78 129H79V128H78ZM128 129H129V127H128ZM128 129H126V130L128 131ZM149 129H150V130H147V131H149V132L152 131V133L149 134V135H151V137H149L148 135H146V138H147V139H148V137H149V139H151V138L154 136V135H153V132H154V133L156 132V131H154V127H153V128L151 127V128H149ZM151 129H152V130H151ZM173 129H175V128H173ZM179 129H178V130H179ZM185 129H186V128H185ZM239 129H240V128H239ZM243 129H245V128L243 127ZM247 129H248L247 131H249V128H247ZM255 129H257V128L255 127ZM55 130H56V129H55ZM62 130H63V129H62ZM86 130H87V129H86ZM131 130H132V129H131ZM139 130H137V131H139ZM187 130H188V129H187ZM190 130L187 131L188 134H191V133L193 132L192 130H191L192 132H191ZM211 130H212V129H211ZM215 130H216V129H215ZM220 130H221V129H220ZM220 130H218V131H220ZM258 130H259V129H258ZM70 131H71V129H70ZM88 131H90V130H88ZM147 131H146V132H147ZM182 131H184V127H183V130H182ZM182 131H181L180 133H182ZM189 131H190L191 133H189ZM195 131H196V130H195ZM216 131H217V130H216ZM261 131L264 132L263 130H261ZM54 132H55V131H54ZM56 132H57V131H56ZM77 132H78V131H77ZM77 132H76V134H77ZM142 132H143V131H142ZM142 132H141V133H142ZM185 132H186V130L184 131V133H185ZM197 132H196V133H197ZM206 132H207V131H206ZM221 132H222V131H221ZM241 132H242V131H241ZM249 132L252 133L251 131H249ZM86 133H87V131H86ZM86 133H85V136L88 134V133H87V134H86ZM126 133H127V132H126ZM132 133L134 134V132H132ZM170 133H173V132L171 131ZM176 133H177V132H176ZM176 133H173V134H174V135H177ZM184 133H183V135H184ZM201 133H202V132H201ZM211 133H212V132H211ZM246 133H247V132H246ZM246 133H243V134H245V135H248V134H249V133H248V134H246ZM258 133L261 134L260 131H259ZM76 134H75V135H76ZM145 134H146V133H145ZM145 134H142V135H145ZM185 134H186V133H185ZM188 134H187V136H188ZM192 134L194 135V132H193ZM209 134H210V132H209ZM216 134H217V133H216ZM253 134H255V133L253 132ZM136 135H138V134H136ZM140 135H141V134H140ZM142 135H141V136H142ZM152 135H153V136H152ZM161 135H162V134H161ZM174 135L172 136V134H170L172 140H173V138H174V140H175V138H177V136H174ZM179 135H180V134H179ZM179 135H178V136H179ZM193 135H191V137H192ZM250 135H251V134H250ZM62 136L64 137V135H62ZM62 136H61V137H62ZM95 136H97V135H95ZM130 136H131V134H130ZM130 136H129V137H130ZM141 136H140V138H141ZM147 136H148V137H147ZM159 136H160V135H159ZM162 136H163V135H162ZM181 136H182V135H181ZM187 136H186V137H187ZM214 136H215V135H214ZM221 136H222V134H221ZM251 136H252V135H251ZM260 136H263V135H260ZM105 137H106V136H105ZM133 137H134V136H133ZM167 137H169L168 134H167V136H165L164 138L166 139ZM189 137H190V136H189ZM211 137H213V136H211ZM247 137H248V136H246V138H247ZM252 137H253V139H255V138L258 139V138H259L258 136H257V137H258V138H257L255 135L252 136ZM86 138H87V137H86ZM97 138H98V137H97ZM103 138H104V137H103ZM131 138H132V137H131ZM140 138H138V139H140ZM143 138H145V137L142 136V139H143ZM155 138H156V136H154V139H155ZM162 138H163V137H162ZM179 138H180V136H179ZM182 138H184V137L182 136ZM192 138H194V136H193ZM201 138H202V137H201ZM246 138H245V139H246ZM91 139H93V138H91ZM94 139H95V141H97L96 138H94ZM138 139H137V140H138ZM147 139H146V140H147ZM154 139H152V140H154ZM156 139H157V140H156ZM156 139H155L154 141H152V140H148L149 143H148L147 145L151 147V148H149V150H151V149L153 148L152 146H153L154 144L156 145V143L160 141V139H159V140H158V138H156ZM165 139H164V140H165ZM171 139L168 138L169 141H170ZM180 139H181V138H180ZM196 139H198V138L196 137ZM260 139H261V141H263L261 137H260ZM260 139H259V140H260ZM87 140H88V139H86V141H87ZM115 140H116V139H115ZM118 140H119V139H118ZM129 140H131V139L129 138ZM140 140H141V139H140ZM143 140H144V139H143ZM174 140H173V141H174ZM181 140H184V139H181ZM192 140H193V139H192ZM198 140H199V139H198ZM119 141H120V140H119ZM131 141H132V140H131ZM138 141H139V140H138ZM151 141H152V142H155V143H152ZM161 141H162V140H161ZM161 141L159 142L160 144H161ZM165 141H167V140H165ZM169 141H168V142H169ZM176 141H177V143H178V140H176ZM196 141H197V140H196ZM100 142H101V141H100ZM102 142H105L104 139L102 140ZM140 142H141V141H139V143H140ZM144 142H145V141H144ZM150 142H151V143H150ZM162 142H163V141H162ZM168 142H166L167 144L164 143V142H163L162 144H164V147H165V145H166L167 148H169V147L171 146V147H170V151H169V150H166V152H167V151L171 152V148L173 147V143H171V144H172V145H171V144H169ZM170 142H171V141H170ZM181 142H182V144H183V141H181ZM226 142H227V141H226ZM53 143H55V142H53ZM71 143H72V142H71ZM118 143H119V142H118ZM139 143H137V144H139ZM146 143H147V142H146ZM174 143H176V142L174 141ZM191 143H192V142H191ZM55 144H56V143H55ZM104 144H105V143H104ZM150 144H151V145H150ZM152 144H153V145H152ZM168 144H169V147H168ZM178 144H181V143L179 142ZM260 144H261V143H260ZM100 145H101V144H100ZM155 145H154V148H153V149L156 148L157 145H156V146H155ZM175 145H176V144H175ZM175 145H174V146H175ZM183 145H184V144H183ZM188 145H189V147H190L191 144L188 142ZM188 145H186V146L188 147ZM194 145H195V144H194ZM205 145H206V144H205ZM63 146H65V145H63ZM93 146H94V145H93ZM95 146H97V145H95ZM139 146H140V145H139ZM162 146H163V145H162ZM178 146H180V145H178ZM240 146H241V145H240ZM48 147H50V146H48ZM121 147H122V146H121ZM143 147H144V146H143ZM143 147L140 146V148H143ZM157 147H160V146L158 145ZM176 147H177V146H176ZM176 147H175V149H176ZM182 147H184V146H181V149L179 148V150L181 151V153H182V151H183ZM191 147H192V145H191ZM191 147H190V149H188V151L190 152L189 155L191 154L192 156L190 155V157H189L188 159H193V158H191V157H193V155L195 154L194 151H193L195 148L193 149V148H191ZM245 147H246V146H245ZM256 147H257V146H256ZM99 148H100V147H99ZM140 148L137 147L136 150H139ZM173 148H174V147H173ZM177 148H178V147H177ZM225 148H227V147L225 146ZM48 149H49V148H48ZM60 149H62V148H60ZM113 149H114V148H113ZM117 149H118V148H117ZM134 149H135V147H134ZM165 149H166V148H165ZM185 149H187V148L185 147ZM185 149H184V150H185ZM227 149H228V148H227ZM257 149H258V148H257ZM46 150H47V149H46ZM69 150H70V149H68V151H69ZM127 150H128V149H127ZM142 150H143V149H142ZM144 150H145V152H146V150H148V148L145 147ZM157 150H162V149H161V148H160V149H159V148H156V151H157ZM172 150H174V149H172ZM176 150L178 151V149H176ZM190 150H191V151H190ZM195 150H196V149H195ZM202 150H203V149H202ZM221 150H222V149H221ZM47 151H48V150H47ZM115 151H116V148H115ZM118 151H119V150H118ZM139 151L141 152V150H139ZM139 151H138V154H140ZM192 151H193V152H192ZM197 151H198V149H197ZM206 151H207V150H206ZM66 152H67V151H66ZM129 152H130V151H129ZM136 152H137V151H136ZM174 152H175V150L173 151V153H168V154L166 153L167 155H165V156H168V158H169V156H170L171 154H174ZM183 152H184V151H183ZM186 152H187V151H185V154H187ZM199 152H200V150H199ZM220 152H221V151H220ZM224 152H226V150H225ZM49 153H50V152H49ZM49 153H48V154H49ZM142 153H143V155H144V152H143V151H142ZM148 153H149V155H148ZM148 153H147V152L145 153V154H147L148 156L144 155V156L147 157V159H148L149 157H151L150 154L153 155V152L151 153V152L149 151ZM157 153H158V152H157ZM157 153L155 152V155H156V156L159 155V154L157 155ZM159 153H161V151H159ZM163 153H164V152H163ZM177 153H178V155H177L178 157L176 156ZM177 153L174 154L175 156L171 155V157H176V158H175V160H176L175 163H176V164L178 163V162H177V161H178L177 158L180 157V156H179V154H180L179 151H178ZM192 153H193V154H192ZM205 153H207V152H205ZM46 154H47V153H46ZM101 154H102V153H101ZM115 154H116V153H115ZM138 154H137V155H138ZM169 154H170V155H169ZM185 154L183 155V157H184V156H187V155H185ZM196 154H198V153H196ZM199 154H200V153H199ZM203 154H204V153H202V157L205 155V154H204V155H203ZM56 155H57V154H56ZM132 155H135V150L133 151V154H132ZM155 155H154V156H155ZM162 155H163V154H162ZM162 155H161V156H162ZM189 155H188V156H189ZM210 155H211V154H210ZM210 155H205L204 157H206V156H210ZM229 155H230V152H229ZM2 156H3V155H2ZM5 156H7V155H5ZM48 156H49V155H48ZM125 156H126V155H125ZM135 156H136V155H135ZM154 156H153V157H154ZM163 156H164V155H163ZM181 156H182V155H181ZM188 156H187V157H188ZM225 156H226V155H224V157H225ZM259 156H260V155H259ZM103 157H104V156H103ZM127 157H128V156H127ZM140 157H141V156H140ZM140 157H138V159H139ZM153 157H151V158L154 160ZM159 157H160V155H159ZM202 157H201V155H200V156L198 157V160L200 159V161H201V158H202ZM226 157H227V156H226ZM226 157H225V158H226ZM6 158H7V157H6ZM17 158H18V157H17ZM42 158H43V157H42ZM53 158H54V157H53ZM56 158H57V157H56ZM66 158H67V157H66ZM106 158L108 159V157H106ZM119 158H120V157H119ZM142 158H143V157H142ZM151 158H149V160H150ZM155 158H156V159H160L161 157H160V158L155 157ZM181 158H182V157H180V159H181ZM194 158H195V156H194ZM209 158H210V157H209ZM209 158L207 157L208 160H209ZM213 158L216 159V156H214ZM218 158H220V156H218ZM127 159H128V158H127ZM136 159H137V157H136ZM136 159H135V160H136ZM143 159H145V158H143ZM147 159H145V160L147 161ZM169 159H170V158H169ZM180 159H179V160H180ZM186 159H187V158H186ZM186 159L183 158V160H186ZM188 159H187V160H188ZM203 159H204V158H202V164H201L202 166H203V163H204ZM205 159H206V158H205ZM211 159H212V155H211L210 160H211ZM223 159H224V158H223ZM227 159H228V158H227ZM227 159H226L225 161H227ZM135 160H134V161H135ZM145 160H144V162H145ZM149 160H148V161H149ZM160 160H162V159H160ZM163 160H165V162H166V159H163ZM198 160L196 159L197 162H198ZM216 160H217V159H216ZM216 160H214L213 162H212V161H206V160H205V161L208 162V163H210V164H212V163H214ZM218 160L221 161V159H218ZM218 160H217V161H218ZM231 160H232V159L229 158V161H227V162H230ZM56 161H57V160H56ZM59 161H60V160H59ZM66 161H67V159H66ZM122 161H123V160H122ZM122 161H121V162H122ZM128 161H129V159H128ZM139 161H140V159H139ZM154 161H155V160H154ZM171 161H172V160H171ZM171 161H170V162L167 161L166 164L169 166L168 162H169V163H172L173 161H172V162H171ZM180 161H181V160H180ZM189 161H194V160H189ZM189 161H187V162H189ZM196 161H195V166H196ZM250 161H252V160H250ZM255 161H256V160H255ZM16 162H17V161H16ZM69 162H70V161H69ZM129 162H130V161H129ZM137 162H138V161H137ZM156 162H157V161H155L154 163H156ZM165 162H164V164H165ZM182 162H183V161H181V163H182ZM211 162H212V163H211ZM227 162H225V163H227ZM231 162H232V161H231ZM123 163H124V162H123ZM127 163H128V162H127ZM132 163H133V162H132ZM141 163H142V160H141ZM145 163H147V162H145ZM145 163H142V164H143V166H142V165H140V162H139V163H138V164L140 165L139 167L142 169V167H144V164H145ZM190 163H191V162H190ZM217 163H218V162H217ZM225 163H224V164H225ZM4 164H5V163H4ZM55 164H56V163H55ZM57 164H58V163H57ZM134 164L136 165V163H134ZM149 164H150V163H149ZM158 164H159V163H158ZM172 164H173V163H172ZM182 164H183V163H182ZM182 164H181V165H182ZM192 164H194V163L192 162ZM197 164H198V163H197ZM204 164H205V163H204ZM210 164H208V165H210ZM215 164H216V162H215ZM231 164H232V163H231ZM135 165H134L133 167H135ZM161 165L163 166V163H162V162H161ZM167 165H164V166H166V168H169V167H167ZM190 165H191V164H190ZM190 165H189V167H190ZM198 165H199V164H198ZM206 165H207V164H206ZM212 165H213V167H215L217 164H216L215 166H214V164H212ZM218 165H219V164H218ZM220 165H221V163H220ZM227 165H230V163H227ZM149 166H150V165H149ZM156 166H158L157 163H156ZM164 166L161 167V168L163 169ZM171 166H173V165H170V168H171ZM177 166L180 167L179 165H177ZM182 166H183V165H182ZM184 166H186L185 163H184ZM225 166H226V165H225ZM248 166H249V165H248ZM136 167H137V166H136ZM136 167H135L134 170H137ZM139 167H138V168H139ZM146 167H148V164L146 165ZM199 167H200V166H199ZM203 167H204V166H203ZM206 167H207V166H205V168H206ZM216 167H218V168H216ZM216 167H215L216 170L220 168V166H216ZM69 168H70V167H69ZM131 168H132V167H131ZM161 168L158 167V169H160V170H159L160 172L163 171V170H161ZM166 168H165L164 170H166ZM176 168H177V167H176ZM176 168H175V169H176ZM181 168H183V167H181ZM185 168H187V167H185ZM226 168H227V166H226ZM146 169H147V168H146ZM158 169H157V170H158ZM187 169H188V168H187ZM192 169H193L192 171H194V170L196 169V167H194V168H192ZM197 169H198V167H197ZM199 169H201V168H199ZM208 169H212V166L210 165V168H207L206 170L208 171ZM223 169H224V168H222V169H220V170H223ZM228 169H229V167L227 168V170H228ZM249 169H250V168H249ZM79 170H80V169H79ZM142 170H143V169H142ZM155 170H156V169H155ZM157 170H156V171H157ZM167 170H168V169H167ZM171 170H172V169H171ZM188 170H189V169H188ZM202 170H203V169H202ZM212 170H214V169H212ZM220 170H217V172L214 170V171L216 172V173L213 172L214 174H213L212 172H210L211 170H210L209 172H207V173H206L205 170H203V171H205V172H203V171H202V172L205 173V174H210V173H211V175H210V178H211V177H212V174H213V175H215V174L217 175V173L219 174V171H220ZM225 170H226V169H225ZM225 170H224V171H225ZM229 170H230V169H229ZM241 170H242V169H241ZM149 171H150V170H149ZM156 171H154V172L156 173ZM234 171H235V170H234ZM237 171H238V167H237ZM237 171H236V172H237ZM243 171H245V170H243ZM141 172H142V171H141ZM141 172H140V174H141ZM157 172H158V171H157ZM169 172H170V170H169ZM169 172H168V173H169ZM172 172H173V171H171V173H172ZM190 172H191V171H190ZM226 172L229 173V172H231V171H226ZM54 173H55V172H54ZM146 173H148V171H147ZM155 173H153V176H155V175H154ZM168 173H167V174H168ZM223 173H225V172H223ZM227 173L225 174L226 176H224V177H227ZM231 173H232V175H231ZM231 173L229 174L228 177L231 178V179H232V177H234V179L236 178V180H234V181H237V177H236V175H234L233 172H231ZM240 173H241L242 175L244 174V173L240 172V170H239V174H240ZM55 174H56V173H55ZM58 174H59V173H58ZM58 174H57V175H58ZM95 174H96V173H95ZM128 174H129V173H128ZM128 174H126V175H128ZM132 174L135 175V173H130L129 175H132ZM167 174H166V175H167ZM172 174H173V173H172ZM182 174H184V173H182ZM192 174H193V172H192ZM221 174H222V173L219 174L220 177L222 176ZM239 174H238V176H239ZM248 174H249V172H248ZM248 174H247V175H248ZM250 174H251V173H250ZM52 175H54V174H52ZM62 175H63V174H62ZM83 175H84V174H83ZM90 175H91V174H90ZM92 175H93V174H92ZM142 175H143V174H142ZM145 175H146V174H145ZM156 175H157V174H156ZM197 175H198V174H197ZM216 175H215V176H216ZM219 175L216 176V179H218V176H219ZM223 175H224V174H223ZM233 175H234V176H233ZM63 176H64V175H63ZM94 176H95V175H94ZM135 176H137V175H135ZM168 176H169V175H168ZM171 176H172V175H171ZM178 176H180V175H178ZM243 176H244V175H243ZM124 177H125V176H124ZM138 177H139V176H138ZM144 177H146V176H144ZM147 177H148V175H147ZM160 177H161V174H160ZM165 177H167V176H165ZM175 177H176V176H175ZM185 177H186V176H185ZM193 177H194V176H193ZM222 177H223V176H222ZM222 177H221V178H222ZM89 178H90V177H88V175H87V179H89ZM132 178H133V177H132ZM158 178H159V177H158ZM161 178H162V177H161ZM169 178H170V179H174V177L171 178L170 176H169ZM187 178H188V177H187ZM195 178H197V177H195ZM206 178H207V177H206ZM212 178H214V177H212ZM128 179H130V178H128ZM128 179H127V180H128ZM149 179H150V178H149ZM149 179H148V180H149ZM151 179H152V177H151ZM151 179H150V180H151ZM170 179H168V180H170ZM198 179H200V178L198 177ZM226 179H227V178H226ZM231 179H229V180H231ZM240 179H241V177H240L238 180H240ZM245 179H246V178H245ZM248 179H249L250 181H252V177H251V179H250V178H248ZM66 180H67V179H66ZM90 180H91V178H90ZM135 180H136V177H135ZM138 180H139V179H138ZM153 180H154V179H153ZM160 180H161V179H160ZM165 180H167V179H165ZM165 180H164V181H165ZM203 180H204V179H203ZM212 180H213V179H212ZM221 180H222V179H221ZM229 180L227 179L226 181H229ZM59 181H60V180H59ZM158 181H159V180H158ZM164 181H160V183L163 184ZM171 181H172V180H171ZM177 181H178V180H177ZM195 181H196V180H195ZM205 181H206V180H205ZM210 181H211V180H210ZM215 181H216V180H215ZM218 181H219V179L217 180V182H218ZM222 181L225 182L224 180H222ZM81 182H83V181H80V183H81ZM128 182H130V181H128ZM146 182H147V181H146ZM146 182H144V183H146ZM154 182H155V181H154ZM178 182H179V181H178ZM206 182H207V181H206ZM212 182H214V181H212ZM212 182H211V183H212ZM217 182H216V185H217ZM232 182H233V181H231V182H229V183L232 184ZM242 182H243V177H242ZM248 182H249V181L246 179V182H245V183H246L247 185H248ZM253 182H254V181H252V182H250V183L253 184ZM52 183H53V182H52ZM64 183H65V182H64ZM83 183H84V182H83ZM85 183H86V182H85ZM85 183H84V184H85ZM88 183H91V182H87V185H88V187H89V184H88ZM94 183H95V182H94ZM94 183H93V184H94ZM157 183H158V182H157ZM169 183H170V182H169ZM195 183H196V182H195ZM203 183H204V182H203ZM207 183H208V182H207ZM207 183H206V184H207ZM225 183H226V185H227V182H225ZM229 183H228V184H229ZM234 183H235V182H234ZM243 183H244V182H243ZM81 184H82V183H81ZM91 184H92V183H91ZM132 184H133V183H132ZM140 184H141V183H140ZM178 184H179V183H178ZM178 184H177V185H178ZM193 184H194V183H192V185H193ZM197 184H198V183H197ZM213 184H214V183H213ZM213 184L211 185V187L213 186ZM235 184H236V183H235ZM49 185H50V184H49ZM49 185H48V186H49ZM129 185H130V184H129ZM141 185H142V184H141ZM141 185H140V186H141ZM150 185H151V184H150ZM160 185H161V184H160ZM181 185H182V184H181ZM192 185H191V186H192ZM207 185H208V184H207ZM247 185H246V187H249V186H250V185H249V186H247ZM253 185H254V184H253ZM48 186H47V187H48ZM68 186H69V185H68ZM142 186H143V189H144V188H145L144 185H142ZM156 186H157V185H156ZM161 186H162V185H161ZM163 186H164V185H163ZM195 186H196V185H195ZM203 186H205V185H203ZM208 186H209V185H208ZM218 186H219V184H218ZM224 186H225V184H224ZM94 187H95V186H94ZM94 187H93V188H94ZM138 187H139V185H138ZM138 187H137V188H138ZM152 187H154V186L152 185ZM193 187H194V186H193ZM200 187H201V186H200ZM200 187H199V188H200ZM214 187H216V186H213V188H214ZM225 187H227V186H225ZM234 187L237 188L236 186H234ZM59 188H60V187H59ZM86 188H87V187H86ZM140 188H141V187H140ZM140 188H139V189H140ZM166 188H167V187H166ZM191 188H192V187H191ZM191 188H190V189H191ZM196 188H197V187H196ZM199 188H198V189H199ZM209 188H210V186H209ZM229 188H230V186L227 187V192H228V193L225 192V190H224L225 188L223 189L224 192L227 193V195H226L227 197H229L228 194H229L230 191H231ZM232 188H233V187H232ZM235 188H234V189H235ZM241 188H242V186H241ZM241 188H240V189H241ZM253 188L255 189V187H253ZM253 188H252V189H253ZM45 189H46V188H45ZM48 189H49V188H48ZM52 189H53V188H52ZM64 189H65V188H64ZM148 189H151V188L148 187ZM171 189H172V188H171ZM183 189H184V188H183ZM201 189H202V188H201ZM205 189H206V187H205ZM211 189H212V188H210V190H211ZM215 189H216V188H215ZM220 189H221V188H220ZM249 189H250V187H249ZM249 189L246 188V189H245L246 192H248ZM252 189H251V190H252ZM59 190H60V189H59ZM76 190H77V188H76ZM87 190H91V186H90V188L87 189ZM216 190H217V189H216ZM216 190H215V191H216ZM229 190H230V191H229ZM237 190H238V188H237ZM57 191H58V190H57ZM61 191H62V190H61ZM77 191H78V190H77ZM91 191H92V190H91ZM170 191H171V190H170ZM173 191L175 192V190H173ZM188 191H189V190H188ZM206 191H207V190H206ZM213 191H214V190H213ZM219 191H221V190H219ZM232 191H234V190H232ZM232 191H231V193H230L231 195H233V194H232ZM235 191H236V189H235ZM243 191H244V187H243ZM249 191H250V190H249ZM256 191H257V190H256ZM261 191H263V190H261ZM49 192H50V191H49ZM53 192H54V190H53ZM59 192H60V191H59ZM87 192L89 193L90 191H87ZM180 192H181V190H180ZM189 192H190V191H189ZM197 192H198V190H197ZM207 192H208V191H207ZM211 192H212V190H211ZM224 192H223V193H224ZM237 192H238V194L240 195L239 191H237ZM237 192H236V193H237ZM240 192H241V191H240ZM251 192H252V191H251ZM60 193H61V192H60ZM75 193H76V192H75ZM92 193H94V192H92ZM183 193H184V192H183ZM205 193H206V192H205ZM225 193H224V195H225ZM243 193H245V192H243ZM243 193H242V195H243ZM258 193H259V192H258ZM67 194H68V193H67ZM67 194H66V195H67ZM90 194H91V193H90ZM172 194H176V193H172ZM196 194H198V193H196ZM230 194H229V195H230ZM252 194H254V193L248 194L249 197L252 196ZM59 195H60V194H59ZM186 195H187V194H186ZM192 195H193V197L195 196L194 194H192ZM192 195H191V196H192ZM199 195H200V193L198 194V196H199ZM224 195H223V196H224ZM234 195H235V193H234ZM239 195H237V198H240ZM245 195H246V193H245ZM69 196H70V195H69ZM71 196H72V195H71ZM76 196H77V195H76ZM91 196H92V195H91ZM91 196H90L89 198H92ZM177 196H178V195H177ZM180 196H181V195H180ZM198 196H196V197H198ZM210 196H211V195H210ZM218 196H219V194L217 193V196H215V197L217 198ZM199 197H201V196H199ZM205 197L208 198L207 196H205ZM219 197L221 198L222 196L220 195ZM230 197H231V196H230ZM230 197H229V198H230ZM232 197H234V196H232ZM243 197H244V195H243ZM246 197L248 198L247 195H246ZM57 198H59V197L57 196ZM57 198H56V199H57ZM71 198H72V197H71ZM82 198H83V197H82ZM89 198H87V199H89ZM180 198H182V197H180ZM187 198H188V197H187ZM229 198H228V199L225 198V199H226V200H229ZM49 199H50V198H49ZM54 199H55V198H54ZM63 199H64V198H63ZM84 199H85V198H84ZM177 199H178V197H177ZM192 199H193V198H192ZM202 199H203V198H202ZM211 199H214V198H211ZM230 199H231V198H230ZM242 199H243V198H242ZM244 199H245V198H244ZM244 199H243V200H244ZM90 200H91V199H90ZM179 200H181V199H179ZM193 200H194V202H195L196 199L194 198ZM207 200H208V199H207ZM214 200H215V199H214ZM226 200H223V202L226 201ZM233 200H234V201H233ZM240 200H241V199H239V201H240ZM252 200H253V199H252ZM257 200H258V199H257ZM65 201H66V200H65ZM65 201H64V203H65ZM71 201H72V200H71ZM80 201H81V200H80ZM181 201H182V200H181ZM191 201H192V200H191ZM196 201H197V200H196ZM229 201H230V200H229ZM229 201H228V202H229ZM231 201H233V202L236 201L234 204L230 202L231 204H233V205H230L231 207H232V206H235L236 203H237V205L239 204V202H238L237 200H235V199H232ZM241 201H242V200H241ZM254 201H255V200H253L252 202H254ZM55 202H56V201H55ZM74 202H75V201H74ZM176 202H177V200H176ZM202 202H203V201H202ZM217 202H219V201H217ZM223 202H222V203H223ZM244 202H247V201H244ZM88 203H90V202H88ZM177 203H178V202H177ZM184 203H185V202H184ZM214 203H215V202H214ZM247 203L249 204V201H248ZM54 204H55V203H54ZM94 204H95V203H94ZM175 204H176V203H175ZM195 204H196V203H195ZM223 204H224V203H223ZM223 204H222V206H223ZM227 204L229 205V203H226V205H227ZM77 205H78V204H77ZM87 205H88V204H87ZM90 205H91V204H90ZM90 205H89V206H90ZM189 205H190V204H189ZM55 206H56V205H55ZM78 206H79V205H78ZM85 206H86V205H85ZM222 206L220 205L221 208H224V207H222ZM239 206H240V205H239ZM252 206H253V205H252ZM15 207H16V206H15ZM80 207H81V206H80ZM177 207H178V206H177ZM180 207H181V206H180ZM240 207H241V206H240ZM244 207H245V206H244ZM244 207L242 206L243 209H244ZM54 208H55V207H54ZM76 208H77V207H76ZM86 208H87V207H86ZM191 208H192V207H191ZM197 208H198V207L196 206V209H197ZM199 208H200V207H199ZM208 208L212 209V206H211V207H208ZM218 208H219V207H217L216 210H213V212H214V213L218 212L219 209H220V208H219V209H218ZM227 208H228V207H227ZM82 209H83V207H82ZM87 209H88V208H87ZM192 209H193V208H192ZM213 209H214V207H213ZM230 209H231V208H230ZM230 209H229V210H230ZM245 209H247V208L245 207ZM245 209H244L243 212H246ZM252 209H253V208H252ZM256 209H257V208H256ZM50 210H51V209H50ZM88 210H89V209H88ZM200 210H201V208H200ZM217 210H218V211H217ZM221 210H222V209H221ZM221 210H220L219 212H221ZM223 210L225 211L226 209H223ZM223 210H222V211H223ZM253 210H254V209H253ZM8 211H9V210H8ZM189 211H190V210H189ZM215 211H216V212H215ZM234 211H235V210H234ZM248 211H249V210H248ZM62 212H63V211H62ZM198 212H199V209H198ZM204 212H205V211H204ZM211 212H212V211H211ZM219 212H218V213H219ZM226 212H227V211H226ZM252 212H253V211H252ZM258 212H259V211H258ZM51 213H52V212H51ZM57 213H58V211H57ZM192 213H194V211H193ZM199 213H200V212H199ZM201 213H203V212H201ZM218 213L215 214V217H218V216H217ZM239 213H240V212H239ZM239 213H238V214H239ZM249 213H250V212H249ZM254 213H256V212H254ZM84 214H85V213H84ZM197 214H198V213H197ZM219 214H220V217H222V216H221L222 213H219ZM225 214H226V213H225ZM251 214H252V213H251ZM261 214H263V213L261 212ZM55 215H56V214H55ZM81 215H82V214H81ZM86 215H87L86 218H87V220H88V215H89V213L87 212ZM228 215L230 216L229 213L226 214V216H228ZM235 215H236V214H233V217H234ZM248 215H249V214H248ZM248 215H247V216H248ZM253 215H254V214H253ZM253 215H251V216H253ZM28 216H29V215H28ZM53 216H54V215H53ZM78 216H79V215H78ZM195 216H196V215H195ZM209 216H210V215H209ZM229 216H228V217H229ZM231 216H232V214H231ZM239 216H240V215H239ZM257 216H258V215H257ZM79 217H81V216H79ZM191 217H193V216H191ZM236 217L238 218V215H237ZM243 217H244V216H243ZM243 217H242V215H241L240 218H243ZM253 217L256 218L255 215H254ZM259 217H260V216H259ZM33 218H34V217H33ZM40 218H41V217H40ZM83 218H84V217H83ZM86 218H85V220H86ZM185 218H186V217H185ZM212 218H213V217H212ZM261 218H262V217H261ZM17 219H18V218H17ZM23 219H24V218H23ZM42 219H43V218H42ZM57 219H58V218H57ZM60 219H61V218H60ZM75 219H76V218H74V220H75ZM190 219H191V218H190ZM221 219H222V218H221ZM243 219H244V218H243ZM243 219H242V220H243ZM252 219H253V218H252ZM5 220H6V219H5ZM29 220H30V219H29ZM31 220H32V219H31ZM66 220H67V219H66ZM187 220H189V219L187 218ZM198 220H199V219H198ZM223 220H224V218H223ZM225 220H226V222H228L227 219H225ZM225 220H224V221H225ZM233 220H235V219L233 218L231 221H229V222H230V225H232ZM242 220H240V226L242 225V224H241ZM32 221H33V220H32ZM50 221H53V220L50 219ZM71 221H72V219H71ZM193 221H194V220H193ZM205 221H206V220H205ZM213 221H214V220H213ZM235 221H236V220H235ZM238 221H239V218H238ZM245 221H248V220H245ZM21 222H22V221H21ZM45 222L47 223V221H45ZM78 222H79V221H78ZM85 222H88V221H84V224H85ZM185 222H186V221H185ZM188 222H189V221H188ZM191 222H192V221H191ZM196 222H198V221H196ZM229 222H228V223H229ZM248 222H249V221H248ZM248 222H245V223H248ZM55 223H56V222H55ZM65 223H66V222H65ZM80 223H81V222H80ZM186 223H187V222H186ZM192 223H193V222H192ZM194 223H195V222H194ZM245 223L243 222V224H245ZM66 224H67V223H66ZM81 224H82V223H81ZM187 224H188V223H187ZM196 224H197V223H196ZM211 224H212V223H211ZM235 224H236V223H235ZM235 224H233L234 226L232 225L233 228L235 227ZM257 224H258V222H257ZM51 225H52V224H51ZM74 225H75V224H74ZM82 225H83V224H82ZM185 225H186V224H185ZM194 225H195V224H194ZM247 225H248V224H247ZM7 226H8V225H7ZM34 226H35V225H34ZM42 226H43V225H42ZM83 226H84V225H83ZM189 226H190V225H189ZM200 226H201V222H200L199 227H200ZM236 226H237V225H236ZM256 226H257V225H256ZM5 227H6V226H5ZM37 227H38V226H37ZM50 227H51V226H50ZM54 227H55V226H54ZM190 227H191V226H190ZM197 227H198V225H197ZM227 227H228V225H227ZM245 227H246V226H245ZM250 227H251V225H250ZM252 227H253V226H252ZM261 227H262V226H260V228L258 229L259 231H260ZM43 228H44V227H43ZM86 228H87V227H86ZM230 228H231V227H230ZM241 228H243V227H241ZM71 229H72V228H71ZM71 229H70V230H71ZM73 229H76V228L73 227ZM82 229L84 230L85 228H82ZM87 229H88V228H87ZM235 229H237V228H235ZM244 229L246 230V228H244ZM262 229H263V228H262ZM13 230H14V229H13ZM22 230H23V229H22ZM83 230L81 231L82 234H83ZM89 230H90V229H89ZM89 230H88V231H89ZM191 230H192V229H191ZM200 230H202V226H201V229H200ZM241 230H243V229H241ZM0 231H1V230H0ZM4 231H5V230H4ZM32 231H33V230H32ZM76 231H77V230H76ZM158 231H159V230H158ZM193 231H194V230H193ZM198 231H199V230H198ZM231 231H232V230H231ZM9 232H10V231H9ZM9 232L7 231L6 235H7ZM14 232H15V231H14ZM27 232H28V230H27ZM86 232H87V231H86ZM254 232H255V231H254ZM42 233H43V232H42ZM46 233H47V232H46ZM48 233H49V232H48ZM51 233H52V231H51ZM84 233H85V231H84ZM260 233H261V232H260ZM260 233H259V234H260ZM0 234H1V232H0ZM3 234H4V233H3ZM53 234H56V233L54 232ZM9 235H10V234H9ZM13 235H14V234H13ZM80 235H81V234H80ZM256 235H257V234H256ZM10 236L12 237V235H10ZM23 236H24V235H23ZM23 236H22V238H23ZM51 236H53V235H51ZM85 236H86V235H85ZM108 236H109V235H108ZM0 237L4 238L5 235H2V236H0ZM19 237H21V236H19ZM26 237H27V236H25V238H26ZM54 237H55V236H54ZM83 237H84V235H83ZM86 237L88 238V235H87ZM8 238H9V237L5 238V240L8 239ZM25 238H24V239H25ZM80 238H81V237H80ZM255 238H256V237H255ZM260 238H261V236H260ZM36 239H37V238H36ZM52 239H53V237H52ZM56 239H57V238H56ZM85 239H86V238L84 237V241H85ZM88 239H89V238H88ZM250 239H251V238H250ZM5 240H4V241H5ZM16 240H17V239H16ZM16 240H15V241H16ZM37 240H38V239H37ZM46 240H47V239H46ZM48 240H50V239H48ZM53 240H54V239H53ZM251 240H252V239H251ZM1 241H2V239H1ZM4 241H3V243H4ZM19 241H20V240H19ZM24 241H26V240H24ZM24 241H23V242H24ZM27 241L29 242V240H27ZM40 241H41V240H40ZM56 241H57V240H56ZM256 241H260V240L257 239ZM256 241H254V239H253V242H256ZM16 242H17V241H16ZM66 242H68V241H66ZM82 242H83V241H82ZM85 242H86V241H85ZM85 242H84V243H85ZM97 242H98V241L96 240V242H95V245H96V246L99 245V242H98V244H97ZM132 242H134V241H132ZM6 243H7V242H6ZM11 243H12L13 246L9 247L8 250L6 249L7 247L5 246V247H6V248L4 247V248L6 249L5 251L3 250L4 248H3L2 246H0V247H2V249H1V250L3 251L2 254H4V253H5V254H8V252H9V253H10L11 251H12V252H14V251L16 252V250H19V249H15L17 246H15V242H14V241H11ZM24 243H25V242H24ZM24 243H23V244H24ZM26 243H27V242H26ZM38 243H39V242H38ZM45 243H46V241H45ZM89 243H90V242H89ZM130 243H131V242H130ZM239 243H240V242H239ZM258 243H261V242H258ZM4 244H5V243H4ZM16 244L18 245V243H16ZM20 244H21V243H20ZM30 244H31V243H30ZM40 244H41V242H40ZM46 244H48V243H46ZM50 244H51V242H50ZM55 244H57V243H55ZM86 244H87V243H85V245H86ZM232 244H233V243H232ZM250 244H252V242H251ZM250 244H249V245H250ZM263 244H264V243H263ZM0 245H2V244H0ZM5 245H6V244H5ZM9 245H10V244H9ZM31 245H32V244H31ZM43 245H45V244H42V247H43ZM48 245H49V244H48ZM64 245H65V244H64ZM90 245H91V244H90ZM130 245H131V244H130ZM256 245H257V243H256ZM18 246H19V245H18ZM34 246H37L36 242H35V245H34ZM52 246H53V245H52ZM86 246H87V245H86ZM88 246H89V245H88ZM169 246H170V245H169ZM245 246H246V245H245ZM13 247H15V248L13 249ZM26 247H27V245H26ZM38 247H40V246H38ZM45 247H46V245H45ZM59 247H60V246H59ZM72 247H73V246H72ZM165 247H166V246H165ZM11 248H12V249H11ZM27 248H28V247H27ZM33 248H34V249H35V248L38 249L37 247H33ZM33 248H32V249H33ZM47 248H48V247H47ZM52 248H54V247H52ZM60 248H61V247H60ZM60 248H59V249H60ZM79 248H80V247H79ZM21 249H22V247H21ZM21 249H20V250H21ZM25 249H26V248H25ZM36 249H35V250H36ZM55 249H56V248H55ZM59 249H58V250H59ZM66 249H67V248H66ZM80 249H81V248H80ZM80 249H79V250H80ZM133 249H136V247H135V248L133 247ZM138 249H140V248H138ZM138 249H136V252H137ZM154 249H155V248H154ZM166 249H167V248H166ZM249 249H250V248H249ZM262 249H263V247H262ZM9 250H10V251H9ZM20 250H19V251H20ZM26 250H29V249H26ZM45 250H46V249H45ZM45 250H44V251H45ZM48 250H49V249H48ZM51 250H52V249H51ZM51 250H50V251H51ZM56 250H57V249H56ZM79 250H78V251H79ZM82 250H84V248H83ZM82 250H80V251H82ZM96 250H97V249H96ZM98 250H99V249H98ZM167 250H168V249H167ZM171 250H172V249H171ZM232 250H233V249H232ZM6 251H7V253H6ZM46 251H47V250H46ZM46 251H45V252H46ZM60 251H62V250L60 249ZM80 251H79V252H80ZM84 251H85V250H84ZM112 251H113V250H112ZM114 251H116V249H114ZM141 251H142V250H141ZM141 251H140V252H141ZM148 251L151 252L152 249H151V250L148 249ZM148 251H145V252L147 253ZM230 251H231V250H230ZM250 251H251V250H250ZM15 252H14V253H11V254L17 255L18 253L16 252V254H15ZM45 252H43V248H42L40 253H45ZM67 252H68V251H67ZM131 252H133V254L136 253V252H134L133 250H131ZM142 252H143V254H145L144 250H143ZM252 252H253V251H252ZM24 253H25V251H24ZM27 253H29V252H27ZM31 253H32V252H31ZM47 253H48V252H47ZM50 253H53V252H50ZM61 253H63V252H61ZM97 253L99 254V252H96V254H97ZM151 253H154V252H151ZM171 253H172V252H171ZM233 253H234V252H233ZM2 254L0 255V257H2V258H4V259H6L7 257H9V256L6 255L7 257L5 256V257H6V258H5L4 255L2 256ZM29 254H30V253H29ZM29 254H28V256H29ZM34 254H35V253H34ZM93 254H94V253H93ZM98 254H97V255H98ZM102 254H103V253H102ZM106 254H107V253H105V255H106ZM115 254H116V253H115ZM136 254L138 255V253H136ZM139 254H142V253H139ZM165 254H166V255H165V257H166L168 254H167V252H166ZM14 255H13V257H14ZM31 255H32V254H31ZM42 255H44V254H42ZM45 255H46V253H45ZM67 255H68V254H67ZM97 255H96V257H97ZM99 255H100V254H99ZM137 255H136V257H137ZM151 255H152V256H155V254H151ZM174 255H175V254H174ZM11 256H12V255H11ZM19 256H20V255L18 254V256L14 257V258H15L14 260L18 259V261H19V258L21 259V256H20V257H19ZM36 256H37V257H41V254L36 255ZM47 256H49V255L47 254ZM58 256H59V255H58ZM68 256H69V255H68ZM85 256H86V255H85ZM92 256H95V255H92ZM100 256H101V255H100ZM107 256H108V255H107ZM115 256H116V255H114L113 257L115 258ZM131 256H132V255H131ZM146 256H150V254L148 253V255H145L144 257H146ZM17 257H18V258H17ZM26 257H27V256H26ZM29 257H30V256H29ZM33 257H34V256H33ZM101 257H102V256H101ZM116 257H117V256H116ZM141 257H142V256H141ZM156 257H158L157 254H156ZM162 257H164V256H162ZM175 257H176V256H175ZM2 258H1V259H2ZM31 258H32V257H31ZM57 258H60V257H57ZM61 258H62V257H61ZM108 258H110V256H108ZM132 258H133V256H132ZM134 258H135V257H134ZM142 258H143V257H142ZM142 258H141V259H142ZM146 258H147V257H146ZM146 258H145V259H146ZM158 258H159V257H158ZM158 258H157V259H158ZM160 258H161V257H160ZM160 258H159V259H160ZM171 258H172V257H171ZM1 259H0V260H1ZM9 259H10V258H9ZM29 259H30V258H29ZM33 259H35V257H34ZM39 259H41V258H39ZM47 259H48V258H46V260H47ZM136 259L138 260V258H136ZM136 259H134V260H136ZM147 259H150V258H147ZM46 260H44V261H46ZM49 260H50V259H49ZM82 260H83V259H82ZM104 260H105V259H104ZM106 260H107V259H106ZM113 260H114V259H113ZM116 260H117V258H116ZM132 260H133V259H132ZM134 260H133V262H134ZM139 260H140V257H139ZM151 260H152V257H151ZM164 260H165V259H164ZM2 261L4 262V260L2 259V260L0 261V263H1V264H4ZM26 261H27V260H26ZM33 261H35V260H33ZM33 261H32V263H33ZM56 261H57V260H56ZM71 261H72V260H71ZM149 261H150V260H149ZM149 261H148V262H149ZM153 261H154V260H153ZM170 261H171V260H170ZM170 261H169V262H170ZM6 262L9 264V263L12 262V261L9 260V262H8L7 259H6L5 263H6ZM20 262H23V260L20 261ZM20 262H19V263H20ZM35 262H36V261H35ZM37 262H38V264H39V261H38V260H37ZM79 262H80V261H79ZM83 262H87V260H85V261H83ZM117 262H119V261H117ZM150 262H152V261H150ZM12 263H13V262H12ZM12 263H11V264H12ZM23 263H24V262H23ZM29 263H30V262H29ZM51 263H52V262H51ZM51 263H50V264H51ZM87 263H88V262H87ZM105 263H106V262H105ZM111 263H112V262H111ZM17 264H18V263H17ZM20 264H21V263H20ZM35 264H36V263H35ZM45 264H46V263H45ZM59 264H61V262H60ZM80 264H81V263H80ZM103 264H104V262H103ZM107 264H108V263H107ZM118 264H119V263H118ZM139 264H140V262H139ZM143 264H144V263H143ZM150 264H153V263H150ZM170 264H171V263H170ZM172 264H174V263L172 262ZM198 264H199V263H198ZM209 264H210V263H209Z\"/></svg>","mask_w":264,"mask_h":264}]
</instances>
